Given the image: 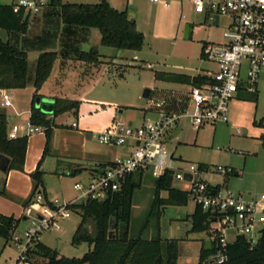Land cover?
<instances>
[{
  "label": "rangeland",
  "instance_id": "rangeland-1",
  "mask_svg": "<svg viewBox=\"0 0 264 264\" xmlns=\"http://www.w3.org/2000/svg\"><path fill=\"white\" fill-rule=\"evenodd\" d=\"M9 3L10 0H0ZM71 3H96L99 0H62ZM110 4L122 9L134 11L136 29L144 35L141 49L116 50L101 45L97 29L88 35L81 34L80 41L70 42L67 45V34L62 31V20L59 6H51L54 12L51 22L39 26L31 25L27 37L38 33L41 42H47V49H58L59 53L65 51L66 55H78L83 51L96 49L101 55V62L92 66L77 60L73 64L63 67L62 83L63 95L72 99L82 98L76 114L72 112L62 113L54 118L55 126L51 130L49 152L45 155L40 170L43 172V188L48 199L58 198L68 200L75 197L78 192L72 188L75 181L82 183L88 181L89 174L86 171L75 175H62L66 169V160H78L83 165H93L88 162L87 156L94 154L113 153L114 148L99 143L92 137L91 132L106 123L111 113L107 109L99 110L100 105L118 107L116 119L129 122L135 126L142 122L143 116L155 118L160 110L175 111L173 103L175 98L171 89H178L183 94L181 108L187 111L190 106L189 98L184 94L188 89L187 84L166 81L155 77V73H184L195 75L203 71H213L212 62L202 57V46L205 42H220L222 40V27L212 26L203 13H196L188 0L174 2L170 7H162L150 3L148 0H107ZM32 18H29V23ZM192 25L191 36L184 37V26ZM38 31V32H37ZM96 32V33H95ZM15 36L18 33L12 32ZM97 34V35H96ZM5 31L0 30V36L5 37ZM84 35L89 37L85 39ZM14 36V35H12ZM66 39V40H65ZM14 41V40H13ZM56 45V46H55ZM28 52V74L33 75L35 61L33 53ZM111 59L108 67L107 60ZM114 60H116L114 62ZM72 62V60L70 61ZM114 62V63H113ZM121 62V63H119ZM56 59L55 66H58ZM91 68V72L89 69ZM32 80L26 82L25 87L18 90H6L11 99V106L4 107L0 97V109L6 115L18 113V109H24L33 104L34 92ZM145 89L151 90L149 98L142 96ZM65 93V94H64ZM82 95V97H80ZM41 96L35 97V102ZM163 102L161 108L149 102L157 100ZM44 100V99H43ZM80 101V100H79ZM92 103H96L94 105ZM81 104V105H80ZM13 107L15 109H13ZM177 110V111H179ZM228 123L205 124L195 128L188 120H181L172 130V142H167L170 153L176 157L173 161V170L185 167L188 163H205L209 166L228 165L238 175L206 174L204 179L210 183H219L220 187L228 188L242 194L244 197H257L264 193V77L260 78L257 92L254 94L243 93L234 97L228 103ZM262 121V124L259 122ZM73 122L78 123V128H71ZM19 126L18 135L26 134L29 120L18 119L15 123ZM11 129V128H10ZM240 129V133H237ZM246 130V134H244ZM84 133V135L82 134ZM86 134V135H85ZM33 140L35 137L46 141L45 132L25 135ZM129 150V146H123ZM69 155V156H68ZM40 159V157L38 158ZM63 160L64 162L58 161ZM38 161V160H37ZM22 172H25L26 164H23ZM31 165V163H30ZM36 163L32 170L25 172L29 175L36 169ZM10 172L16 171L10 168ZM6 174L0 172V200L13 206V196L6 185ZM138 185L133 190L132 205L130 211L128 236L140 235L143 238L183 237L189 223L180 219L179 215L185 212H193L194 203L191 199L184 206L166 205L164 212L159 211L162 205L154 203V186L156 178L148 172H143L141 177L136 176ZM173 187L182 188L180 181L174 180ZM37 189L35 192H37ZM31 192L24 199L27 200ZM167 192L161 191L160 197L166 198ZM24 203L19 210L22 213ZM16 210H11L15 212ZM161 216V218H160ZM82 216L78 212H72L69 218L60 221L58 230L49 229L42 232L39 242L56 251L58 257L79 258L93 247L87 241L76 243L74 234L81 222ZM27 224L21 222L16 234H21ZM84 226L89 233L94 234V225L91 219L84 221ZM235 231L228 229L226 238L233 241ZM195 234L194 236H199ZM35 247L33 248V250ZM29 254V264H42L48 261L35 252ZM18 253V248L10 238L0 236V264H11Z\"/></svg>",
  "mask_w": 264,
  "mask_h": 264
},
{
  "label": "built area",
  "instance_id": "built-area-1",
  "mask_svg": "<svg viewBox=\"0 0 264 264\" xmlns=\"http://www.w3.org/2000/svg\"><path fill=\"white\" fill-rule=\"evenodd\" d=\"M51 0H10L13 12L23 16H33L50 5ZM162 7H170L182 0H149ZM196 13H203L209 23L222 27L220 42H205L202 57L215 66L213 71H203L197 75L203 80L190 84V107L187 111H159L157 117L143 116L135 126L115 117L92 137L99 143L110 146L130 147L128 154L116 156L104 166L88 176V181L77 180L72 188L78 194L68 200L46 198L39 190L23 207L20 222L27 224L21 234H16L19 223L11 233V239L18 253L11 264H29V254L39 241L42 232L60 228V221L69 218L71 205L87 199L102 200L110 193L121 190L129 175L144 171L158 178L172 170V183H182L179 190L187 192L194 206L207 212L208 227L204 231L211 241L210 264L227 260V246L242 235L253 246L264 228V193L257 197H244L228 188L220 187L204 179L206 174L230 175L234 169L228 165L209 166L204 163H188L183 168L173 170L176 160L167 148L172 142L171 131L181 121L188 120L195 128L205 124L228 123V103L243 93L257 92L260 78L264 77V0H188ZM217 17L216 23L214 19ZM2 105L11 106L7 92L1 91ZM159 99L150 105L160 107ZM71 128H77L73 122ZM19 126L13 124L7 137L30 135L45 131L44 126L29 122L25 135H18ZM237 129V133H240ZM175 188V187H174ZM235 231L234 239L228 242L226 231Z\"/></svg>",
  "mask_w": 264,
  "mask_h": 264
},
{
  "label": "trees",
  "instance_id": "trees-1",
  "mask_svg": "<svg viewBox=\"0 0 264 264\" xmlns=\"http://www.w3.org/2000/svg\"><path fill=\"white\" fill-rule=\"evenodd\" d=\"M50 5L59 6L61 20L66 26L98 29L101 45L116 50H139L143 45L144 35L136 29L134 20L127 19L126 10H119L106 0H99L96 3L51 0ZM28 18L21 13L13 12L10 4H0V30L23 34L27 31ZM57 57V52L53 50L39 53L33 79L35 90H38L49 77ZM77 59L98 64L101 62V55L96 49H91L80 51ZM27 65V53L0 36V90L25 87ZM155 77L166 81L189 84L203 80V77L199 75L189 76L159 71L155 73ZM35 96L36 94H34V98ZM78 106V100L57 97L54 99L52 113L47 114L32 104L29 122L45 127L46 141L37 167L30 173L33 188L29 198L23 202L24 206L30 201L37 189L47 198L43 188V172L40 170V165L49 150L50 134L55 126L54 118L66 112L76 114ZM259 124H262V121ZM7 131V115L0 109V153L9 157V169L22 170L27 137L9 139ZM143 172L138 171L129 175L121 190L108 194L102 200L87 199L71 205V209L82 216L73 240L76 243L87 241L93 247L79 258L58 257L56 251L38 241L33 252L48 258V261L42 264H178L179 241L177 239L163 238L161 235L154 238H143L140 233L137 236H128L133 190L138 185L134 178L136 176L141 177ZM165 181L166 174L156 178L154 186V203H157L158 206L162 205L159 210L161 214V208L166 205L184 206L188 202L187 192L174 187L167 188ZM161 191L167 192L166 198L160 197ZM163 202L167 204H161ZM111 218H114L115 221L113 238L109 237L108 229ZM188 218L190 232H203L208 227L207 212L202 210L200 206H195ZM86 219L94 221L97 237L96 232L93 235L79 236ZM20 220V218H15L12 215L7 216L0 213V236L5 239L10 238ZM212 252V249L205 250L202 248L198 264H210L207 259ZM219 264H264V228L253 246H250L245 240H236L230 243L227 246V260Z\"/></svg>",
  "mask_w": 264,
  "mask_h": 264
},
{
  "label": "crops",
  "instance_id": "crops-1",
  "mask_svg": "<svg viewBox=\"0 0 264 264\" xmlns=\"http://www.w3.org/2000/svg\"><path fill=\"white\" fill-rule=\"evenodd\" d=\"M124 1L127 4L129 2V0H124ZM0 4H8V3H4L2 1H0ZM110 5H112V4H110ZM112 6L119 9V10H126L127 11V8L122 9V8H119V7L114 6V5H112ZM50 7H51V5H48L40 13L29 17V18H32V21L30 23L28 22L27 31L25 33H23V34L18 33L20 36H15V34H12V32H6L5 31V35H4L5 37L4 38L2 37L3 39L10 41L12 44H14L17 47H19L20 49L24 50L27 53V55L30 54V53L28 54V52H30L29 50H31L32 52H35V53H33V56H32L33 61H35V66H36L37 57H38L40 52L47 51V50H53V51L57 52V56H58L57 59H59L58 66L53 65V68L51 70L49 77L45 80V82L41 85V87L38 90H35V88L33 86L34 94H36V96H41L37 102H35V98L33 101L34 106L36 108H39V109H40V107L37 106L38 103H43V102L47 103L48 102V103L53 105L54 99L57 97L58 98L71 99V100H78V101L80 100L79 103H82L84 101L82 98L72 99L66 95H63L64 85L62 83V78H61L62 70H63L64 66H66L67 64H69V65L73 64L74 60H77L80 62H84V61L78 60L77 55H66L67 53H65V51H61V53H59L60 50L58 51V49H47L49 44H47V42H41V41H43V39L41 38V36L38 35V33L36 35L34 34L30 38L27 37L28 30L30 29L29 26H31V25L39 26V25L44 24L46 22L47 23L51 22V18L54 17L52 15L54 12L51 10ZM29 18H28V20H29ZM61 26H62V31H64L67 34V37H68L67 45L68 46H69L70 42L76 43L77 41H80L79 39L82 38V37L80 38L81 34L88 33V35H90L91 33H94L93 29H96V28H83V27H75V26H66V25H64L63 22H62ZM97 31L99 32L98 29H97ZM12 35H14V36H12ZM88 35H84L85 39L89 37ZM40 38H41V41L39 40ZM98 40L100 42V33L98 36ZM81 51H83V50H81ZM121 52H122V50L119 51L120 54H121ZM71 60H72V62H70ZM111 62L112 61L107 60L108 67L112 65ZM28 63H29V60H28ZM85 63H87V62H85ZM88 64H90L92 66H96V64H92V63H88ZM35 66H34V70H33L34 72H35ZM28 67H29V65H27V81L32 80V82H33L34 72H33V75L30 76L28 74ZM87 72H91V68ZM177 74H184V73H177ZM197 74H195V75H197ZM185 75H188V74H185ZM189 76H194V75H189ZM184 84H187L188 87L190 86L189 83H184ZM18 89H21V88L8 89V90H18ZM1 91H6V90H0V93H1ZM171 91L173 92L172 94H174V98H175L174 102L173 103L171 102V104L174 105V108H176V110L175 111L160 110V111H164V112L182 111L179 109L181 108V105H180L181 100L185 96H183V94L178 89H171ZM188 91H189V89L184 94L189 98V102H190V97H189ZM0 97H1V94H0ZM80 97H82V95ZM92 104L97 105L96 103H92ZM162 106H163V103L159 108H161ZM6 107H10V106H6ZM23 108L24 109H18L17 111H19V112L18 113L15 112L14 115H9V114L7 115L8 130H10L11 126L13 124H15L18 119L20 120L24 117V118L29 120V116H30V112H31L30 105L28 107H23ZM13 109H15V108L13 107ZM102 109H107L111 113V116L106 123H104L102 126H100L99 129H97L95 131H98V130H101L102 128H104L112 120V118L114 116H116L117 111H118L117 110L118 107H115L114 105L113 106H107V107H105L104 105H102V106L100 105L99 110H102ZM177 110H179V111H177ZM118 112L121 113L122 110H119ZM49 114H51V113H49ZM129 122H131V121L129 120ZM77 128H78V123H77ZM95 131H92L91 134H93V132H95ZM82 134L84 135V133H82ZM171 134H172V131H171ZM107 146L110 148H114V152L113 153L106 152L103 154L100 153L97 155L94 154V155L87 156L88 158L86 160L88 162H93L95 164L94 167H93V165H83L82 162H80L78 160H69L68 159L65 161L67 164L66 169H63V171H61V174L68 176V175H75V174L81 173L82 171H86L88 174H91L93 171L100 168L102 165H105L106 163H108L114 157L124 156V155L128 154L130 151V148L128 150V149L124 148L123 146H110V145H107ZM44 147H45V140L43 138L40 139L39 137H35V138H33V140H30V138L27 137V147H26V153H25V159H24V163L26 164L25 172H29L30 170H32L33 167L35 166V163L37 166V163L40 160L38 158L39 157L41 158ZM48 152H49V150H48ZM58 161H61V160H58ZM61 162H64V161L62 160ZM30 163H31V165H30ZM41 164H42V162H41ZM0 172L3 174H6V176H7L5 183L7 185L9 193H11L13 196L12 202L14 203L13 206H11L10 204L3 203V201L0 200V213L7 215V216L12 215L15 218H20L22 213L19 214V210H20L21 206L23 205L24 199L27 197V194L29 193V191L32 192V188H33V181L30 177V174L27 175L25 172H22V170H16V171L10 172L9 166L5 172L1 171V170H0ZM233 174L235 176L238 175V173L235 170H234ZM216 184L221 185L219 183H216ZM251 196L252 195H249L248 197H251ZM72 198H74V197H72ZM72 198H70V199H72ZM11 210H16V211L13 213V212H11ZM191 213L192 212H185L184 214L179 215V218L185 219V223L188 222L190 224L188 217ZM189 226H188V228H189ZM188 234H191L190 235L191 239L188 238V236H187ZM184 236H186V238L184 240H181L178 242V249H179L178 264H190V257H192V255L194 253L199 252L201 250V248L203 247V241L194 240V233H188L186 230ZM167 238H170V236H167ZM193 244H198V247L195 250H191V248H190V245H193ZM189 250H190V252H189Z\"/></svg>",
  "mask_w": 264,
  "mask_h": 264
},
{
  "label": "water",
  "instance_id": "water-1",
  "mask_svg": "<svg viewBox=\"0 0 264 264\" xmlns=\"http://www.w3.org/2000/svg\"><path fill=\"white\" fill-rule=\"evenodd\" d=\"M127 19L128 20H134V11L132 10H127ZM217 21V17H215L214 19V23H216ZM191 31H192V25H190L189 23H186L185 26H184V37L187 38V37H190L191 36ZM116 60H114L115 62ZM121 63V62H119ZM151 95V90L150 89H145L143 91V94L142 96L144 98H149ZM38 107H40L41 111L44 112V113H52V110H53V105L50 104V103H38L37 105ZM244 134H246V130H244ZM9 162H10V159L9 157L3 155L0 153V170L1 171H6L8 166H9ZM171 183H172V170L169 172V175L166 177V181H165V185L167 188H170L171 187ZM166 206L162 207V212H164V209H165ZM114 226H115V221H114V218H111L110 221H109V226H108V229H109V237L110 238H113L114 237V234H113V230H114ZM187 232L188 233H194L195 234H200L199 236H194V240H201L203 241V249L205 250H211V241L208 240V237L206 235V233L203 231V232H190V226L189 228L187 229ZM191 234H188V238L191 239ZM97 237V236H96ZM163 238H167V237H163ZM171 239H177L178 241H181V240H184L186 238V236H183L182 238L181 237H171ZM243 239V236L240 235L238 236L237 240H242Z\"/></svg>",
  "mask_w": 264,
  "mask_h": 264
},
{
  "label": "flooded vegetation",
  "instance_id": "flooded-vegetation-1",
  "mask_svg": "<svg viewBox=\"0 0 264 264\" xmlns=\"http://www.w3.org/2000/svg\"><path fill=\"white\" fill-rule=\"evenodd\" d=\"M91 222L93 223L94 225V233L96 232V236H98L97 234V231H96V228H95V224H94V221L91 220ZM190 225V224H189ZM87 235H91L89 233V230L86 228V226H83L81 232L79 233V236H87ZM93 235V234H92ZM198 247V244H193V245H190V248L191 250H195L196 248ZM202 249V248H201ZM201 251V250H200ZM200 251L199 252H196L192 255V257H190V264H198V260H199V255H200ZM190 252V250H189Z\"/></svg>",
  "mask_w": 264,
  "mask_h": 264
}]
</instances>
